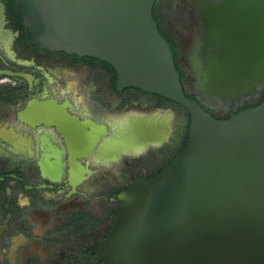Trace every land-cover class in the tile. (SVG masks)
<instances>
[{"label":"water","instance_id":"95a60500","mask_svg":"<svg viewBox=\"0 0 264 264\" xmlns=\"http://www.w3.org/2000/svg\"><path fill=\"white\" fill-rule=\"evenodd\" d=\"M196 1L213 51L191 68V97L153 17L155 0H13L32 44L106 62L116 91L136 88L188 113L182 150L118 193L113 224L94 247L105 264H264V93L226 118L204 108L264 85V0Z\"/></svg>","mask_w":264,"mask_h":264},{"label":"flooded vegetation","instance_id":"af4514ba","mask_svg":"<svg viewBox=\"0 0 264 264\" xmlns=\"http://www.w3.org/2000/svg\"><path fill=\"white\" fill-rule=\"evenodd\" d=\"M158 1L155 15L192 89L213 51L203 2L180 0L161 19ZM111 79L103 61L32 44L13 0H0V264H105L94 247L113 224L118 193L178 154L185 111L136 88L112 91ZM263 93L264 85L204 108L226 118Z\"/></svg>","mask_w":264,"mask_h":264},{"label":"trees","instance_id":"16d2710c","mask_svg":"<svg viewBox=\"0 0 264 264\" xmlns=\"http://www.w3.org/2000/svg\"><path fill=\"white\" fill-rule=\"evenodd\" d=\"M153 17H154V19L157 21V25H158V29H159V31L161 32V34H163V35L166 37V39H167V41L169 42L170 47H171V49H172V51H173L175 67H176L177 71L179 72V79H180V83H181V85L183 86L184 94H185L186 96L194 97V95H193L192 93H189V92L186 90V88H185V83H184V80H183V77H184V70L181 68V66L179 65V62H178L177 59H176V57H177V52H176V50H175V44L173 43V41H171V39L168 37V35L165 34V33L163 32L161 26L159 25L158 18H157V16L155 15V6L153 7ZM103 63L106 64V66H107V67L111 70V72H112V79H111V83H110V89H111L112 91H115V88H114L115 72H114L113 68H112L108 63H106V62H103ZM137 90L140 91L139 89H137ZM262 95H263V94H262ZM262 95H261L259 101L256 102V103H254V104H252L251 106H255V105L259 104V103L261 102V100H262ZM156 96H158V95H156ZM158 97L161 98V99H163V98L160 97V96H158ZM174 104L177 105L179 108H181L182 110L185 111V114H186V116H187L186 129H188V126H189V116H188L187 111H186L183 107H181L180 105H178V104H176V103H174ZM248 107H250V106H248ZM206 110L209 111L208 109H206ZM185 142H186V136L184 137V139H183V143H182V146L178 149V152H177V153H179V152L182 150V148H183L184 145H185Z\"/></svg>","mask_w":264,"mask_h":264},{"label":"rangeland","instance_id":"374dc122","mask_svg":"<svg viewBox=\"0 0 264 264\" xmlns=\"http://www.w3.org/2000/svg\"><path fill=\"white\" fill-rule=\"evenodd\" d=\"M176 2L179 3L180 0H159L157 2V6H156L157 15L160 16L161 19H163L165 15L168 16L169 18L172 17V11L174 8V4H176ZM160 8H162V12H161ZM181 67H183L184 73L186 74L187 68H185L184 66H181ZM184 83H185L186 90L189 92H193L191 87H190L189 82L185 81V79H184Z\"/></svg>","mask_w":264,"mask_h":264}]
</instances>
